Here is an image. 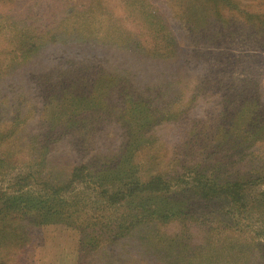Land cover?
Here are the masks:
<instances>
[{"label": "rangeland", "instance_id": "obj_1", "mask_svg": "<svg viewBox=\"0 0 264 264\" xmlns=\"http://www.w3.org/2000/svg\"><path fill=\"white\" fill-rule=\"evenodd\" d=\"M141 1L0 0V15L24 19L58 10L80 13L81 31L74 37L95 35L106 45L56 49L44 43L41 55L17 70L15 82L0 74V137H5L0 143V208L4 211L11 197L23 199V194L45 198L46 208H52L47 214L43 207L36 223L28 221L26 212L6 227L0 264H171L178 254L174 238L181 235L191 243L201 232L186 224L196 226L195 219L203 218L214 220L209 229L230 224L240 233L262 235L264 243V214L257 209L243 205L228 212L226 201H217V207L198 197L213 185L234 190L249 179L251 169L236 172L231 163L240 149L247 155L243 160L253 159L252 166L264 157V136H256L264 120L258 104L264 94V31L252 14L262 9L259 1L145 0L158 25L142 23L149 20L140 16H145ZM246 19L254 29L245 28ZM157 26L166 31L157 35L166 37V49L150 48V33ZM125 40L130 47L123 50L119 43ZM3 46L0 39V51ZM85 161L112 165L116 184L135 182L145 173L146 181L156 166L168 172L159 186L154 182L161 194L156 202L162 211L154 214L163 217L160 228L149 221L134 226L135 213L145 222L152 218L145 193L119 207L84 181L54 187L67 185L73 166ZM212 173L230 182L209 181ZM245 187L251 189V183ZM255 187L263 190L264 182ZM135 203L143 208L133 209ZM33 208L32 215L39 210ZM117 217L126 218L129 230L124 229L127 236L121 240ZM114 233L112 240L108 234Z\"/></svg>", "mask_w": 264, "mask_h": 264}, {"label": "trees", "instance_id": "obj_2", "mask_svg": "<svg viewBox=\"0 0 264 264\" xmlns=\"http://www.w3.org/2000/svg\"><path fill=\"white\" fill-rule=\"evenodd\" d=\"M143 1L140 2L141 3L140 9L145 16L142 15L140 16L149 21H143L142 23L152 25L151 23L152 21L153 25L154 24L158 25L156 20L157 17L155 18V16L152 14L153 9L146 8V6H144L145 0ZM258 1H259L258 5L260 4V7L262 9L260 10L257 8L252 14L254 15L253 19H255L256 21L255 22L256 27L257 28L259 27L261 31H264V0H258ZM218 4L216 5L215 9L217 8ZM220 6L221 8L225 7V9H227L226 6L219 5V7ZM0 16H1L0 33L2 31L6 33L5 35L3 34V37L0 38L2 41V46L4 45L0 51V74L2 76L5 75L8 81L12 83L15 82L12 80L16 79V72L20 67L22 68L29 67L30 62L33 61L34 58L41 55V52L44 49V43H47V46L56 45L57 46L56 49H64L65 46L76 47L79 49H82L80 47H84L85 49H90V48L96 49L104 44L95 35H93L90 39H88L89 35H84V34L81 35L80 39L74 37V33H78L79 31H81L80 29L81 23L79 21H81L82 18L80 17L81 16L80 13L66 14L64 13V11L58 10V11H53L51 16L50 13L44 12L41 13L40 15H36V17L33 19H29L28 17L24 19V17L21 15H12L11 13L5 15L2 14ZM247 20L248 19L244 20L245 28L250 29L251 25ZM89 25L90 23L86 24V28L89 27ZM252 25H254L253 22ZM150 27L153 28V26ZM155 27L156 26H154V28ZM252 29L254 28L252 27ZM160 32H162L165 35L166 31L160 26H157V29L155 31L154 29L153 31H151L150 36L151 38L153 37L154 46L152 44L150 48L164 47V49H166L167 39L164 36L161 37L157 36ZM154 35L157 37H155ZM68 36L71 37L67 38ZM123 43H125V45ZM123 43H119V46H122L123 50H126L128 49V47H130L129 42L127 40L123 41ZM116 45H118V42H116ZM144 55L146 56L145 52ZM243 82L247 83L248 80ZM246 90H242V91L249 92V90L247 91ZM258 104H260L259 108L263 107L259 110H264V94L259 99ZM133 118H131V121L133 120ZM138 119L139 117L134 119V122L137 121ZM259 124L260 127L258 128V130H261L262 133L257 134L256 136L263 137L264 120L260 121ZM124 126H126V124H124ZM247 126L248 123L245 125V127L241 128V130L246 129ZM4 138L5 137H0V143H2V140ZM252 140H255L257 142L260 139L254 137ZM233 141L236 142L235 140ZM76 143L78 144L80 143V141H77ZM256 145H254L253 147H256ZM257 155L259 156V153H256V156ZM244 156L247 155H244L242 153V150L240 149V152L236 154V157H232L234 159L231 160V163L232 165L235 166L236 172L239 171L240 169L242 170L251 169L250 174L252 175L249 176V179L245 181L244 184L242 183L243 185L242 184L238 185L235 183V185H238V187L235 188L234 190L232 188L233 187L232 185H230L226 189L223 183L220 182H219L220 185H213L214 187L211 189L210 193L200 190L198 197L203 201L205 205L207 201H211V203L217 206L216 204L217 201L223 200L226 201L225 203L226 205L223 208L224 211H228V212L229 210L233 211V208L240 210L241 207L242 209H244L243 205H247L249 207H253L254 209H257L258 213L264 214V204L261 205L260 207L255 206L258 204V201L264 202V198H262L264 197V189L261 190L259 189V187L253 188L254 185H258L260 182L261 183L264 182V157L262 156L259 157L260 163L252 166L251 162L253 161V159L250 158L248 160H243ZM3 162H4L3 160H0V164H2ZM154 168H155L154 171L152 170V172H154L153 174L147 173L148 177L146 178V181L144 179L146 175L145 173V174H141L140 179H137L135 182H133V180L132 181L126 180L122 182V184H120L121 183L120 181L119 183L120 185H119L114 182L116 178H114L113 175L117 174L115 173L117 171L113 172L112 165L101 164L95 166V165H91L90 161H85L77 166H73V169L71 170L68 177L69 179L67 180V185L64 183L60 185V187H57L58 185L54 187H56L57 189L63 187L67 188L69 185L71 186L74 182L77 181L78 182L82 181V183L87 182L86 186L88 188L90 187L92 190H102V193L98 194V196H104V199L107 198L108 201L112 199V201L116 202V205L119 204V207L121 206L124 207L128 205L129 198L133 196L140 197L142 194L145 193L144 197L146 198L148 203L152 202V209L150 208L149 209L150 211L147 213L149 216L151 215L152 218L147 219L145 222L142 216L138 215V213H135L131 215L134 221V226L135 225L143 226L144 223L145 226H148V224L146 223L147 221H149L154 225V227L158 226L157 228H160L159 225L163 217L160 215L156 217L154 216V214L158 215L159 212L162 211V207L156 202L158 201V198L161 197V194L159 193L160 187L158 186L161 181V178L169 177V176H166L168 172L167 173L161 172L158 166ZM259 168H261V172ZM223 177L224 174L215 176L214 173H212L209 177V181L213 179H218L219 181L222 182H227V183L228 181L230 182V180L227 181L226 178L224 179ZM154 182L157 183L158 185L157 187L154 186L155 184ZM247 182L251 183V189L245 187V184ZM136 187H141L143 192L137 191ZM111 188H113L112 192H111ZM107 192H111V193L107 194ZM202 192L203 195H200ZM21 196L26 202L25 205H23L22 203L24 202L23 199L19 197L13 196L9 200L11 202V205L14 204V209L16 210V213L14 212H13L14 214L10 213L11 205H6L4 207V211L0 208L1 209L0 210V245L5 244L6 242L5 234H7L6 227L9 230V226L10 224L13 223L15 218L19 219L18 217H22L23 214L27 212L26 214L28 216L27 217L28 221H30V223L31 221H34L36 223L37 221H39V217H40L39 211H41L43 207L44 210L46 211L45 213L47 214H48V210L52 211L51 207H48L47 209L46 206L44 205L47 200L45 198H41V197L33 198L26 194H23ZM135 204L136 206L133 205V209L143 208L142 205L137 203ZM145 206L148 205L146 204ZM33 207L39 208V210L34 215L30 213L31 210L34 209ZM55 207H54V211L58 210L55 209ZM180 214L184 216L187 215L188 212L180 211ZM113 220H115V222L116 220H118L117 224L119 226V230L117 229V235L119 237L118 240H121L122 238L127 236L126 233L124 232V229L126 228L127 220L125 217L122 218L117 217V219H113ZM230 221H232V219ZM106 222L107 221L103 223ZM219 222L220 221H218L217 223ZM194 223L196 226H193L191 222H187L186 225L190 229L192 228L198 229L201 233L195 236L192 240L190 239L191 243H186L182 241L180 237L181 235H178L177 237L174 238V240H177L179 242V244L177 242V252H176L178 254L176 255L174 261H172L174 257H171L169 259V261H171V264H264V254H261V251L264 250V243H262L263 241L261 238L262 235L253 233L255 236H257L255 238L253 234L246 235V232L240 233L237 229L231 227L230 224L224 228L215 227L212 230L209 229L208 224H213L214 220L208 218L200 219V221L195 219ZM25 227L26 225L23 228ZM205 227H208V229H204ZM107 230L111 232L112 227L109 226ZM140 233H143V231H140ZM157 233L160 232L158 231ZM11 235H13V232L10 233V236ZM108 235L112 240H115L114 238L116 237L115 233L113 235L110 234ZM183 237L185 238V235H183ZM164 238L162 236L160 239L166 240ZM185 241L187 240L185 239ZM175 243L176 241L171 243V245L174 246ZM148 262L146 263L149 264ZM136 263L143 264L141 261ZM150 264L153 263L150 262Z\"/></svg>", "mask_w": 264, "mask_h": 264}]
</instances>
